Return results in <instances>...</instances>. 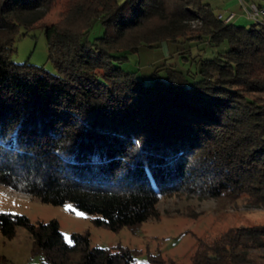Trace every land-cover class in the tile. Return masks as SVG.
Here are the masks:
<instances>
[{
  "label": "trees",
  "instance_id": "trees-1",
  "mask_svg": "<svg viewBox=\"0 0 264 264\" xmlns=\"http://www.w3.org/2000/svg\"><path fill=\"white\" fill-rule=\"evenodd\" d=\"M53 2L0 0V185L70 202L112 231L134 230L175 193L264 208V19L224 21L207 0H68L44 22ZM96 19L104 30L90 39ZM35 25L54 71L11 60L19 27ZM182 39L228 47L201 57L190 79L168 65L146 83L121 65L140 45ZM18 226L46 264L135 260L127 246H91L88 233L66 241L55 219L0 212L4 237ZM188 264H264V224L198 239Z\"/></svg>",
  "mask_w": 264,
  "mask_h": 264
},
{
  "label": "rangeland",
  "instance_id": "rangeland-1",
  "mask_svg": "<svg viewBox=\"0 0 264 264\" xmlns=\"http://www.w3.org/2000/svg\"><path fill=\"white\" fill-rule=\"evenodd\" d=\"M214 14L226 16L234 12L237 23L249 26L254 19L246 16L241 0H207ZM249 3L250 0H242ZM68 0H54L44 22L57 20ZM235 18V19H236ZM234 20V22H236ZM194 23L196 25H194ZM199 21H193L198 26ZM100 19H96L88 31L89 38L102 34ZM226 41L217 44L207 39L163 41L157 45H140L138 50L127 53L121 63L126 70L134 71L143 82L159 77H168V65L186 73L188 79L198 76L199 59L211 57L227 48ZM15 62L29 61L42 65L50 71L54 66L48 58L44 31L35 25L28 30L19 27L15 38V50L11 53ZM70 206V207H67ZM158 215L142 222L134 230L123 227L112 231L106 225H96L92 215L76 208L72 203L52 205L41 202L36 196L17 192L0 185V212L20 213L32 222H47L55 219L66 241L73 232L88 233L90 245L114 248L120 244L136 250L133 264H159L156 261L188 264L195 251L197 240L213 238L232 226L264 224V208L249 205L244 196L233 198L220 196L200 197L187 193H175L162 197L157 204ZM83 212V216L76 215ZM0 264H46L42 254L33 248V239L28 231L18 226L11 238L0 232Z\"/></svg>",
  "mask_w": 264,
  "mask_h": 264
},
{
  "label": "built area",
  "instance_id": "built-area-1",
  "mask_svg": "<svg viewBox=\"0 0 264 264\" xmlns=\"http://www.w3.org/2000/svg\"><path fill=\"white\" fill-rule=\"evenodd\" d=\"M241 4L246 16L250 19H254L255 21L264 19V0H250L248 4L241 0ZM232 16L233 12L225 17L222 14H218V17L224 21H228Z\"/></svg>",
  "mask_w": 264,
  "mask_h": 264
},
{
  "label": "crops",
  "instance_id": "crops-1",
  "mask_svg": "<svg viewBox=\"0 0 264 264\" xmlns=\"http://www.w3.org/2000/svg\"><path fill=\"white\" fill-rule=\"evenodd\" d=\"M230 13H232V12L227 13L226 16H228ZM236 16H237V15L233 12V16H232L228 21H232V20H234V19L236 18ZM224 17H225V16H224ZM235 21L238 22V19L236 18Z\"/></svg>",
  "mask_w": 264,
  "mask_h": 264
},
{
  "label": "snow or ice",
  "instance_id": "snow-or-ice-1",
  "mask_svg": "<svg viewBox=\"0 0 264 264\" xmlns=\"http://www.w3.org/2000/svg\"><path fill=\"white\" fill-rule=\"evenodd\" d=\"M67 207H70V206H67ZM76 215H78V216H83L84 213H83V212H77Z\"/></svg>",
  "mask_w": 264,
  "mask_h": 264
}]
</instances>
